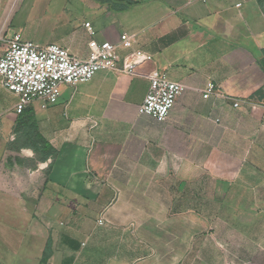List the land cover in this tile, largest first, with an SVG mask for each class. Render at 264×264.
Returning <instances> with one entry per match:
<instances>
[{"label":"crops","instance_id":"obj_1","mask_svg":"<svg viewBox=\"0 0 264 264\" xmlns=\"http://www.w3.org/2000/svg\"><path fill=\"white\" fill-rule=\"evenodd\" d=\"M24 1L0 0V57L20 33L152 60L21 114L0 86V264H264V0ZM153 73L185 87L162 122L138 113Z\"/></svg>","mask_w":264,"mask_h":264},{"label":"built area","instance_id":"obj_2","mask_svg":"<svg viewBox=\"0 0 264 264\" xmlns=\"http://www.w3.org/2000/svg\"><path fill=\"white\" fill-rule=\"evenodd\" d=\"M84 28L89 35H94L90 24L86 23ZM128 41L127 36H122L119 44L91 40L88 43L90 54L83 60L69 55L57 45L41 47L15 33L4 41L0 57V86L17 97V114L35 100L44 106L54 105L59 100L61 86L74 88L88 82L99 71L136 76L138 67L151 62L152 58L141 51H134L124 57L121 67H118L120 47ZM141 76L149 80V90L138 113L158 122L165 121L185 87L169 81L162 73ZM214 93H218L217 89L208 83L202 91V98L207 99ZM232 106L237 108L239 102L234 101ZM250 106L252 110L264 107V99ZM98 224H106L104 213L100 215Z\"/></svg>","mask_w":264,"mask_h":264},{"label":"rangeland","instance_id":"obj_3","mask_svg":"<svg viewBox=\"0 0 264 264\" xmlns=\"http://www.w3.org/2000/svg\"><path fill=\"white\" fill-rule=\"evenodd\" d=\"M30 0H25L22 4V10L21 13L23 15V19L27 16V21H28V13H29V7H30Z\"/></svg>","mask_w":264,"mask_h":264},{"label":"trees","instance_id":"obj_4","mask_svg":"<svg viewBox=\"0 0 264 264\" xmlns=\"http://www.w3.org/2000/svg\"><path fill=\"white\" fill-rule=\"evenodd\" d=\"M44 147H45L44 149H47L48 152H47V155H44L42 157V159H45L48 155H53L54 154V151H52V149L47 144H45Z\"/></svg>","mask_w":264,"mask_h":264}]
</instances>
